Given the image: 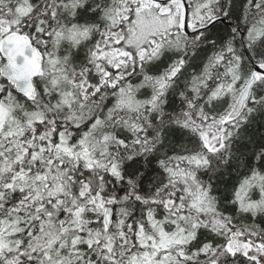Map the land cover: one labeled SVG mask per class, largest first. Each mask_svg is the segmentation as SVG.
I'll list each match as a JSON object with an SVG mask.
<instances>
[{
    "label": "snow or ice",
    "instance_id": "snow-or-ice-1",
    "mask_svg": "<svg viewBox=\"0 0 264 264\" xmlns=\"http://www.w3.org/2000/svg\"><path fill=\"white\" fill-rule=\"evenodd\" d=\"M0 264H264V0H0Z\"/></svg>",
    "mask_w": 264,
    "mask_h": 264
}]
</instances>
